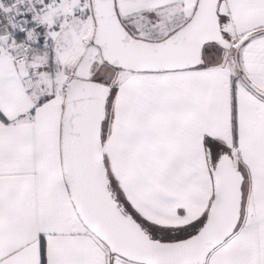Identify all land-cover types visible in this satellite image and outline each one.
<instances>
[{"label": "snow or ice", "instance_id": "1", "mask_svg": "<svg viewBox=\"0 0 264 264\" xmlns=\"http://www.w3.org/2000/svg\"><path fill=\"white\" fill-rule=\"evenodd\" d=\"M0 264H264V0H0Z\"/></svg>", "mask_w": 264, "mask_h": 264}]
</instances>
